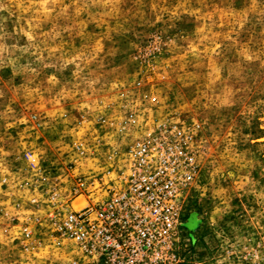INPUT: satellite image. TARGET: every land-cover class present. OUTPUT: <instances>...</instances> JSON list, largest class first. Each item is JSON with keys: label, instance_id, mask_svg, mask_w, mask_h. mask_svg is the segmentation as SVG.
I'll use <instances>...</instances> for the list:
<instances>
[{"label": "rangeland", "instance_id": "obj_1", "mask_svg": "<svg viewBox=\"0 0 264 264\" xmlns=\"http://www.w3.org/2000/svg\"><path fill=\"white\" fill-rule=\"evenodd\" d=\"M135 81L194 129L183 264H264V0H0V264L67 263L26 251L8 213L49 208L71 139L100 140Z\"/></svg>", "mask_w": 264, "mask_h": 264}, {"label": "built area", "instance_id": "obj_2", "mask_svg": "<svg viewBox=\"0 0 264 264\" xmlns=\"http://www.w3.org/2000/svg\"><path fill=\"white\" fill-rule=\"evenodd\" d=\"M117 98L115 108L97 115L100 140L71 139L70 183L46 190L49 208L34 216L8 213L16 220L14 239L30 253L61 251L66 264H183L182 207L200 176L194 129L158 115L162 102L140 81L119 89ZM39 161L31 159L44 172Z\"/></svg>", "mask_w": 264, "mask_h": 264}, {"label": "bare ground", "instance_id": "obj_3", "mask_svg": "<svg viewBox=\"0 0 264 264\" xmlns=\"http://www.w3.org/2000/svg\"><path fill=\"white\" fill-rule=\"evenodd\" d=\"M192 219H193V217H192V218L190 217V218L188 219V222H187V223L192 222V221H193ZM188 225H189V224H188Z\"/></svg>", "mask_w": 264, "mask_h": 264}]
</instances>
